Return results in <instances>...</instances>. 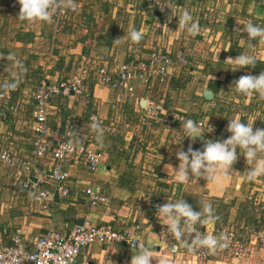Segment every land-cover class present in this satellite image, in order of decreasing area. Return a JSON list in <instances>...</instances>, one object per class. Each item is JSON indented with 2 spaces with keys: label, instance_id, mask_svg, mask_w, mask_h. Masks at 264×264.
<instances>
[{
  "label": "crops",
  "instance_id": "0c3cea01",
  "mask_svg": "<svg viewBox=\"0 0 264 264\" xmlns=\"http://www.w3.org/2000/svg\"><path fill=\"white\" fill-rule=\"evenodd\" d=\"M71 1L77 9L69 13L61 34L55 37L52 20H21L17 0H0V85L6 82L11 87L8 96L0 100V149L10 153L15 167L31 157L37 137L32 126L34 91L43 79L54 83L87 69L83 93L54 97L47 124L59 138L93 132V142L104 152L105 159L98 172L92 173L82 159L67 158L63 169L69 172V194L55 200L54 191L49 211L39 205L31 188L15 180V167L0 159V237L3 242L12 244L17 232L27 238L52 227L68 232L83 219L89 224L108 225L119 232L140 225L135 234L142 247L150 250L152 264H264V251L243 260L216 256L200 262L183 243L170 238L164 240L161 232L166 226L155 216L157 206L166 203L167 196L184 199L194 211L210 204L216 219L194 226L202 233L214 231L218 222L252 224L246 218L252 214L249 197L259 192V201H264V175L245 179L249 165L239 152L231 167L232 173L217 184L189 179L177 185L172 171L178 166L175 158L178 149L187 151L191 146L193 150H202L205 140L213 136L222 140L230 135L226 131L227 120L253 122V130L264 129V98L255 93L237 95L230 89L239 77L257 75L254 66L230 70L234 67L230 59L238 54L258 51L256 61L261 63V72H264V43L248 41L246 33L241 31L237 35L235 31L243 28L238 23L248 21L264 26V0H199L203 12L205 7L215 5L219 14L218 29L213 34L207 33L206 40L201 32H205L207 25L202 21L199 34L186 29L178 40L163 37L159 30L154 35L152 28L160 21L161 12L140 0H134V10L129 5L130 0ZM174 2L182 9L188 0ZM132 28L142 33L141 41L116 40ZM162 43L173 51L185 48L191 55V62L177 66L162 90L157 83L150 88L137 83V101L120 100L117 93L93 76L92 68L105 60L112 65L136 57L146 58L153 47ZM208 91L211 100L206 96ZM147 98L161 100L167 111L182 112L194 121L203 120L213 131L193 140L184 138L179 145L167 144L179 142L176 132L182 125L167 128L154 125L152 120L141 121ZM93 115L98 116L100 139H97V131L91 130ZM205 130L208 131V127ZM37 164L45 169L51 164V157L46 156ZM165 165L172 169L169 167L167 172ZM89 185L106 195L107 204L91 206L85 195ZM136 250L125 242L94 243L81 251L75 264H130Z\"/></svg>",
  "mask_w": 264,
  "mask_h": 264
},
{
  "label": "built area",
  "instance_id": "2783aa9c",
  "mask_svg": "<svg viewBox=\"0 0 264 264\" xmlns=\"http://www.w3.org/2000/svg\"><path fill=\"white\" fill-rule=\"evenodd\" d=\"M146 3L151 9H158L160 21L152 28L159 30V34L176 38L183 37L186 27L178 25V18L183 10H188L192 16V21L197 23L200 33L199 23L207 25L205 32H201L203 40H206L207 33L213 34L218 29L217 22L219 14L215 5L205 7L199 0H188L181 9L175 0H140ZM215 2L216 0H212ZM56 11L51 15L50 20L54 22L55 37L61 34L64 24L69 17V13L77 9L71 0H52ZM134 0L129 1V5L134 10ZM202 18V19H201ZM175 24V27L172 25ZM209 37V36H208ZM164 43L151 49L146 58L136 57L132 61H120L109 65L106 60L101 65L92 68L93 76L102 85L107 86L111 91L119 95L120 100H135L137 83H142L145 88L153 87L155 83L162 87L168 84L175 72V68L187 65L191 62L190 53L185 48L179 47L174 51L164 47ZM253 51V55H255ZM256 56V55H255ZM192 59H194L192 57ZM87 69L82 73H77L69 78L49 82L43 79L34 91L33 108V129L37 137L33 141L31 157L17 163L8 151L0 149V159L7 165L15 167V180L23 184L24 187L32 189L35 199L39 205L50 210L53 201L54 191L59 193V197H66L69 194V172L63 169V163L67 158L78 157L87 163L92 173L98 172L105 154L99 150L93 142V132H88L82 136L71 134L69 139L59 138L58 133L47 124V117L50 113L51 102L57 95L81 94L84 91ZM11 87L3 82L0 85V100L5 99ZM5 108V107H4ZM3 108V110H5ZM188 119L182 112L167 111L164 109L162 101L154 98H147L142 108L141 121L152 120L154 125L172 127ZM203 126L206 131L207 124L203 120L196 121ZM98 123V116L93 115L90 126ZM91 130H94L91 127ZM220 139L214 136L211 140ZM46 156L51 157V164L45 169L37 163ZM34 179V180H33ZM46 185L47 187H42ZM85 195L91 206L99 203L107 204L106 195L92 185L87 186ZM141 228L136 225L135 229L126 227L122 232L112 229L108 225H94L84 221L83 224H75L71 229L61 231L55 227L50 228L45 233H41L32 238H27L22 233L17 232L12 237V244L7 245L0 237V264H75L81 251L94 243L113 244L126 243L131 249V242L136 241L142 247V242L135 232ZM208 235L217 237L225 236L226 246L210 251L205 248L191 250L192 255L200 262L207 261L216 256H227L237 260L248 259L259 251H264V227L255 224L237 225L230 222H218L215 230L204 231ZM183 239V237H182ZM92 264V263H87Z\"/></svg>",
  "mask_w": 264,
  "mask_h": 264
},
{
  "label": "clouds",
  "instance_id": "9594fccd",
  "mask_svg": "<svg viewBox=\"0 0 264 264\" xmlns=\"http://www.w3.org/2000/svg\"><path fill=\"white\" fill-rule=\"evenodd\" d=\"M19 4L18 16L21 20L26 21H43L47 22L56 6L52 0H17ZM178 18V25L186 27L189 33L195 34L198 31L197 23L192 21V16L188 10H183ZM242 24V29H236L239 32L247 34L248 41L255 40L256 43H264V26L248 21ZM125 38L130 42L137 43L141 41L142 33L136 28L124 33V35L116 40ZM244 41V39H239ZM233 68L230 70H238L245 66H254L256 56L252 54H238L235 58L230 59ZM230 89L237 95L247 96L255 93L259 97L264 98V72L258 75H245L235 80ZM208 99L211 100L210 96ZM226 131L230 134L226 138L220 140H205L201 149L193 150L191 146L187 151L178 149L175 152V158L178 160V166L175 170L170 165H165L167 169L170 167L175 174L177 185H182L189 179H203L210 184H217L221 178H227L232 165L237 160V153L242 155L249 165L246 170L245 179L252 180L255 177L264 175V129L257 128L253 130V122L251 124L241 122L238 119L227 120ZM98 133L97 139H100L101 130L98 124L91 125ZM208 131L203 130V126L192 120L185 119L182 122V128L178 133L180 140L178 143L169 141L179 145L184 138L193 140L201 138L202 134L213 131L208 126ZM238 149V151H237ZM159 223L165 227L161 232L164 240L170 238L172 241L183 243L189 250L197 248H205L214 251L217 248L226 246L225 236H214L201 233L196 229L195 225H205L213 222L216 217L212 213L210 204H204L202 209L194 211L193 208L182 198L171 199L167 196V202L158 205L155 212ZM194 234V235H191ZM191 239L189 240V236ZM183 237V239H182ZM131 247L136 248V252L132 254L130 264H152V255L147 247H140L136 241L131 242Z\"/></svg>",
  "mask_w": 264,
  "mask_h": 264
},
{
  "label": "trees",
  "instance_id": "16d2710c",
  "mask_svg": "<svg viewBox=\"0 0 264 264\" xmlns=\"http://www.w3.org/2000/svg\"><path fill=\"white\" fill-rule=\"evenodd\" d=\"M254 69V72H256L257 75L259 74V72H261L262 66L259 61L255 63ZM258 193L259 192H257V194L253 192V195L249 197L250 201H252L251 203L254 204V206L251 204L250 208L252 214L246 218L250 223L264 227V201H259L260 198L258 199ZM247 204H249V200Z\"/></svg>",
  "mask_w": 264,
  "mask_h": 264
},
{
  "label": "water",
  "instance_id": "95a60500",
  "mask_svg": "<svg viewBox=\"0 0 264 264\" xmlns=\"http://www.w3.org/2000/svg\"><path fill=\"white\" fill-rule=\"evenodd\" d=\"M211 95V92L210 91H208L207 93H206V96H210ZM60 199V197H59V193L56 191L55 192V200H59ZM83 222H84V220L83 219H80L79 221H77L76 223L77 224H83Z\"/></svg>",
  "mask_w": 264,
  "mask_h": 264
},
{
  "label": "rangeland",
  "instance_id": "374dc122",
  "mask_svg": "<svg viewBox=\"0 0 264 264\" xmlns=\"http://www.w3.org/2000/svg\"><path fill=\"white\" fill-rule=\"evenodd\" d=\"M164 261H166V260H164ZM165 264V263H164Z\"/></svg>",
  "mask_w": 264,
  "mask_h": 264
}]
</instances>
